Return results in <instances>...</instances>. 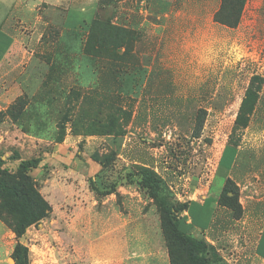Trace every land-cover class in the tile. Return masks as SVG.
<instances>
[{
	"label": "rangeland",
	"instance_id": "obj_1",
	"mask_svg": "<svg viewBox=\"0 0 264 264\" xmlns=\"http://www.w3.org/2000/svg\"><path fill=\"white\" fill-rule=\"evenodd\" d=\"M95 1L93 14L71 7L67 23L44 10L42 27H17L27 37L0 69V156L17 146L41 159L29 175L52 209L20 240L29 264H113L110 228L128 221L157 246L160 214L141 170L168 205L213 196L212 231L195 237L214 248V264L251 262L264 218V0H246L236 28L214 21L220 0ZM249 88L247 126H235ZM225 143L245 145L226 179L215 170ZM90 183L115 184L118 196L96 204ZM9 231L0 222L1 264H15Z\"/></svg>",
	"mask_w": 264,
	"mask_h": 264
},
{
	"label": "trees",
	"instance_id": "obj_2",
	"mask_svg": "<svg viewBox=\"0 0 264 264\" xmlns=\"http://www.w3.org/2000/svg\"><path fill=\"white\" fill-rule=\"evenodd\" d=\"M245 3L246 0H236L235 4L232 0H220L219 9L213 15L214 21L228 28H236L239 25ZM226 6H229V10L224 16H220V12ZM93 26L95 23L90 26L91 30ZM251 95V88H249L242 99L234 122L235 126L244 128L247 126V120L243 116ZM248 110L250 112L252 107ZM10 118L15 120L13 115H10ZM66 121L67 117L63 115L57 127L55 139L57 144L63 141ZM112 126L111 123L105 131H102V134H110ZM21 155L18 150L13 149L4 160L0 156V222L14 235L15 244L11 252L14 263L29 264L28 248L20 242V239L24 237L28 228L37 226L46 219L52 209L39 193L34 179L29 175L32 169L38 167L41 159L39 157L23 158ZM92 160L98 162L102 168L108 163L106 158L98 160L95 155L92 156ZM8 162L17 164L14 171L6 166ZM139 185L146 191L148 198L154 201L160 214V231L169 264H214V248L204 239H198L191 234L181 217L182 212L188 209V204L174 207L159 198V180L146 170L140 171ZM90 188L96 197H105L110 194L118 196L115 184L98 190L90 183ZM229 207L234 208V204H230Z\"/></svg>",
	"mask_w": 264,
	"mask_h": 264
},
{
	"label": "crops",
	"instance_id": "obj_3",
	"mask_svg": "<svg viewBox=\"0 0 264 264\" xmlns=\"http://www.w3.org/2000/svg\"><path fill=\"white\" fill-rule=\"evenodd\" d=\"M73 6H81L82 12L89 8L91 14H93L96 10V1L0 0V69L17 43L27 37L25 32L21 29H17V27L26 29L42 27V24L45 22L41 15V11L44 10H48V12L51 10L60 11L63 15L64 23H67L69 11ZM31 33L33 34L34 32ZM56 145L60 150L64 147V143ZM244 148L245 145L243 143L238 146L227 143L222 145L216 156L215 170L217 173L222 171L224 179L231 178L232 170L235 166L238 156L240 155L239 150ZM15 149L21 153V150L18 149L17 146H15ZM114 196L115 194H110L105 197H93V200H95L94 202L96 204L102 205L105 204V202H111ZM215 207V199L210 195L203 196L200 199L192 200L188 203V209L182 212L181 217L183 218L185 225H187L189 228V232L191 234L194 236H206L212 231L211 227L214 220ZM131 225H134L133 221H128V223L122 227L110 228L112 234L108 235V237H113L114 259L112 263L169 264L161 234L159 233L158 236H156L155 244H157V246H155L151 229L145 227L138 229L133 226L131 227ZM30 228H33V226ZM30 228H28L26 232H28ZM9 233L11 232L9 231ZM11 235L13 234L11 233ZM0 238V240L5 242V237L0 236ZM0 244L2 245V242H0ZM156 250H159L158 255H156ZM252 250V261L244 264H264V218L262 220L261 228L257 232L254 239ZM82 262L84 263L85 261Z\"/></svg>",
	"mask_w": 264,
	"mask_h": 264
},
{
	"label": "water",
	"instance_id": "obj_4",
	"mask_svg": "<svg viewBox=\"0 0 264 264\" xmlns=\"http://www.w3.org/2000/svg\"><path fill=\"white\" fill-rule=\"evenodd\" d=\"M12 261H13V263H14V260L13 259H11Z\"/></svg>",
	"mask_w": 264,
	"mask_h": 264
}]
</instances>
